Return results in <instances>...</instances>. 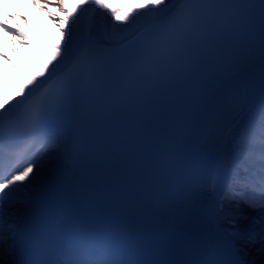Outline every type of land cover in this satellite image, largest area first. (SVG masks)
Instances as JSON below:
<instances>
[{"label": "snow or ice", "instance_id": "6c2138e0", "mask_svg": "<svg viewBox=\"0 0 264 264\" xmlns=\"http://www.w3.org/2000/svg\"><path fill=\"white\" fill-rule=\"evenodd\" d=\"M88 3H93L99 8H107L104 0H86ZM173 2V0H169ZM165 0H148V3L142 5L141 9H133L134 14H126L120 16L116 11H112V18L117 21H123L124 26L113 24V33L117 32H133L140 24H146V38L136 37L131 44L125 45L122 48L109 51L102 59L96 55L97 49L94 47L101 41L92 40L89 36L86 44H81L77 48H83L81 54L72 61L71 68L56 82L58 88L55 93H52V86H49L39 96L33 99L32 97L36 89L28 93V97L24 101H18L16 105L5 109L3 104H0V133H5L9 137L23 135L31 143L28 148L39 144L40 147L36 150L28 151L27 149L20 154L21 160H26L27 163H17L15 169L8 170L6 173L0 167V219L3 223L0 224V229H3L5 223V208L13 201L17 193L23 191L25 181H28L30 176L34 180L40 174L39 155L41 149L46 147H62L66 153V158L72 159L73 167L76 168L80 164L79 156L72 158V149L64 140L53 130V125L56 116L66 107L71 100L78 85L81 84L84 75H93L101 72L104 69L117 68L120 71L122 78L131 83L146 73H148L157 63L165 60H172L182 55L190 46V40L187 36V29L192 20L208 9H223V8H245L251 11L260 9L264 11V0H254L253 3H245L238 5H223L204 3L201 0H190L185 3L180 11L167 22L166 25L160 26L158 21L162 15L160 5L164 4ZM175 7V3L173 4ZM93 13L97 11L92 9ZM106 15V14H105ZM88 16V9L84 8L80 15L72 20L73 29L77 28L82 18ZM0 28H8V26L0 22ZM11 30V29H8ZM145 33H141L140 37H144ZM72 32H69L71 39ZM73 52L70 44H65L62 50L58 49L57 55L61 57V63L71 56ZM55 69V68H54ZM53 69V70H54ZM52 70V71H53ZM224 73H221L222 77ZM217 78H214L210 83L207 93L211 94L212 89L216 85ZM43 81L36 85L40 88ZM240 96H235L229 100V104L239 101ZM23 105V109L17 112V108ZM242 114H237V117ZM237 117H234L237 118ZM6 122V123H5ZM243 122V121H241ZM221 135L229 132V127L225 126L220 130ZM240 141L237 149L240 153V158L247 159L250 164L245 170V175L241 178L237 172L233 177V182L241 187L233 190L232 185L229 186V192L226 198H234L240 195L252 208L264 210V103L259 105L258 110L248 119L243 131L239 133ZM37 169L36 176H32L33 170ZM18 169V171H17ZM184 184L189 188H199L200 178L204 172L202 168L193 165H186L182 171ZM172 177L168 172V161L162 159L146 172L147 180H158L161 183H166ZM250 190V195L248 194ZM236 239H243L248 242L259 240L260 250L264 252V236L257 237L251 231H237L233 237L225 242L216 244L212 249V258L205 261V264H215L216 258H226V264H243L239 258V249L236 247ZM66 257L70 258L74 255V249L69 247L66 252ZM94 264H112V261H95Z\"/></svg>", "mask_w": 264, "mask_h": 264}, {"label": "bare ground", "instance_id": "6f19581e", "mask_svg": "<svg viewBox=\"0 0 264 264\" xmlns=\"http://www.w3.org/2000/svg\"><path fill=\"white\" fill-rule=\"evenodd\" d=\"M28 1L29 9L25 13H14L6 7H0V18L8 26L7 29L0 28V104H3L5 109L16 105L18 101H24L28 97V93L36 89L33 93L34 96L39 89L36 88L37 84L42 81L45 84L53 75L69 65L70 61L83 50L82 46L77 47L86 44L85 33L91 19L94 23V38L113 42L126 40L146 25H138L133 32L114 34L113 24L123 27L124 22L112 18V11L115 10L116 14L120 16L134 14L133 9H141L142 5L148 3V0H104L107 8H99L86 0ZM179 1L165 0V3L160 5L162 14L168 12L174 3ZM84 8L88 9V16L82 18L80 25L73 29L72 20L79 16ZM93 8L97 9L95 13L92 11ZM70 31L72 32L71 39ZM65 44H70L73 52L61 63V57L57 55V51L58 49L62 50ZM32 97H28V99H32ZM221 160L224 161L225 167L231 166L230 148L224 149ZM43 161L44 165L49 164L47 159ZM40 169L44 170V167ZM36 171L37 169L34 168L32 176H36ZM39 176H36L34 180L30 176L29 180L24 182L26 187L23 188V191L16 194L15 198H20L18 200L20 204H17L15 208L17 212L9 220L6 226L7 232L5 234L0 232V264L6 258L8 240L12 235L13 225L20 208L24 200L28 199ZM232 204L235 206L236 202ZM239 206H235L236 209L232 212H224L230 223V237L232 238L237 231H251L257 237L264 236V210ZM235 242L246 264H264V252L260 250L258 239L255 242L236 239Z\"/></svg>", "mask_w": 264, "mask_h": 264}, {"label": "rangeland", "instance_id": "374dc122", "mask_svg": "<svg viewBox=\"0 0 264 264\" xmlns=\"http://www.w3.org/2000/svg\"><path fill=\"white\" fill-rule=\"evenodd\" d=\"M15 197H16V196H15ZM15 197H14L13 201L8 205V207L5 208V223H4L3 229H0V232H2V234H5V232H7L6 226H7V224L9 223V220H10L11 218H13L14 213L17 212V210L15 209V208L17 207V204H20V203L18 202V200H19L20 198L17 199V198H15ZM236 207H238V206H236ZM236 207H233L232 210L236 209ZM239 207H240V206H239ZM226 208H227V207H226ZM229 208H230V207H229ZM227 210H228V208H227ZM2 223H3V220L0 219V224H2Z\"/></svg>", "mask_w": 264, "mask_h": 264}]
</instances>
